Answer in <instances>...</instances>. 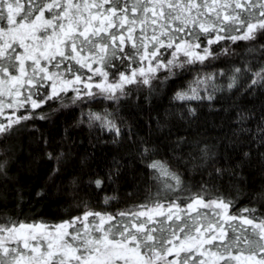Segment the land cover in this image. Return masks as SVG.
Segmentation results:
<instances>
[{
    "label": "snow or ice",
    "instance_id": "snow-or-ice-1",
    "mask_svg": "<svg viewBox=\"0 0 264 264\" xmlns=\"http://www.w3.org/2000/svg\"><path fill=\"white\" fill-rule=\"evenodd\" d=\"M258 36H264V0H0V116L13 109L0 134L44 119L35 110L49 102L67 106L65 99L76 104L102 97L119 103L129 85L151 93L154 81L163 85L190 67L231 54L230 47L217 53L213 45ZM246 73L252 75L249 87L264 84V64L253 70L245 62L232 69L227 89ZM224 75L197 73L173 100L211 102L223 90L216 77ZM20 109L25 114L16 115ZM188 115L196 109L189 107ZM87 116L89 126L98 122L115 133L113 142L119 140L111 112ZM150 151L144 147L141 156ZM201 151L207 160V150ZM48 158L60 160L53 153ZM147 167L174 181L165 184L168 191H184L180 176L164 162L152 160ZM94 183L100 188L103 181ZM206 193L202 186L184 205L177 196L116 214L89 209L50 227L7 217L0 221V264H264V216L255 215V208L233 214L231 200L208 199Z\"/></svg>",
    "mask_w": 264,
    "mask_h": 264
},
{
    "label": "trees",
    "instance_id": "trees-1",
    "mask_svg": "<svg viewBox=\"0 0 264 264\" xmlns=\"http://www.w3.org/2000/svg\"><path fill=\"white\" fill-rule=\"evenodd\" d=\"M261 44L264 36L252 42L222 41L213 49L219 53L230 47L231 54L190 67L163 85L154 81L151 93L146 86L129 85V95L119 103L98 97L73 104L69 98L67 106L49 102L35 110L45 118L24 121L0 134V221L10 217L50 227L89 209L116 214L177 196L184 205L202 186L208 199L231 200L233 214L255 208V215L264 216V133L258 131L264 128V84L249 87L252 75L246 73L236 87L227 89L233 68L250 62L257 70L264 64ZM253 47L257 51L249 53ZM221 71L225 75L215 82L223 90L213 101L173 100L197 73ZM165 75L159 74L160 80ZM189 107L196 109L195 116L188 115ZM104 110L121 129L117 142L115 133L102 130L98 122L89 126L87 114ZM144 147L151 151L142 157ZM202 149L207 150V160ZM49 153L60 156L59 162L49 159ZM152 160L177 173L184 191H168L165 184L174 181L149 169ZM96 179L103 181L100 188ZM106 197L111 198L107 203ZM233 223L239 227V221Z\"/></svg>",
    "mask_w": 264,
    "mask_h": 264
},
{
    "label": "rangeland",
    "instance_id": "rangeland-1",
    "mask_svg": "<svg viewBox=\"0 0 264 264\" xmlns=\"http://www.w3.org/2000/svg\"><path fill=\"white\" fill-rule=\"evenodd\" d=\"M165 72L161 71L159 74H163ZM97 78V77H96ZM71 95H74V93H69ZM23 109H20L19 111L22 112ZM12 112H13V109H8V108H5L4 110V115L3 116H0V123H7V118L12 116ZM24 113V112H23ZM16 115H18V112L16 113ZM14 118V117H13ZM199 211L201 212L202 216L204 214H210V210L209 209H199ZM193 216H195V213L192 214ZM90 220L92 219L91 217L89 218ZM126 219V218H125ZM189 223H191L192 221H188ZM81 225H78V227H80ZM183 255V254H182Z\"/></svg>",
    "mask_w": 264,
    "mask_h": 264
}]
</instances>
